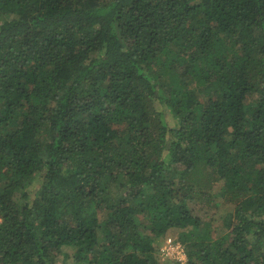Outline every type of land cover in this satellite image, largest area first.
Instances as JSON below:
<instances>
[{
	"label": "trees",
	"instance_id": "obj_1",
	"mask_svg": "<svg viewBox=\"0 0 264 264\" xmlns=\"http://www.w3.org/2000/svg\"><path fill=\"white\" fill-rule=\"evenodd\" d=\"M167 236L264 264V0H0V264H158Z\"/></svg>",
	"mask_w": 264,
	"mask_h": 264
},
{
	"label": "rangeland",
	"instance_id": "obj_2",
	"mask_svg": "<svg viewBox=\"0 0 264 264\" xmlns=\"http://www.w3.org/2000/svg\"><path fill=\"white\" fill-rule=\"evenodd\" d=\"M220 188H222L221 181H216V182L213 183L212 191L215 192V191L219 190ZM216 199H217V201H219L221 203L224 202L220 197H218ZM194 207H195V213L197 215H199V216H202L203 218H206V219L209 218L210 214L212 213V210H211L210 207H207V206L205 207L202 204L196 205ZM217 209L220 212V211H224L225 209L227 210L228 207H224V205L223 206L220 205V208H217ZM213 226L215 227V229H214V233H215L214 235L215 236H219V235H221L223 233L224 228H223L222 223H221V221L219 219L213 220ZM172 237H174V236H172ZM63 250H64V248H63ZM68 252L71 253V250L68 249ZM158 264H174V261L168 260V259H162L161 257H158Z\"/></svg>",
	"mask_w": 264,
	"mask_h": 264
},
{
	"label": "built area",
	"instance_id": "obj_3",
	"mask_svg": "<svg viewBox=\"0 0 264 264\" xmlns=\"http://www.w3.org/2000/svg\"><path fill=\"white\" fill-rule=\"evenodd\" d=\"M159 254L162 259H172L180 264H186V254L181 242L167 236L164 238L159 248Z\"/></svg>",
	"mask_w": 264,
	"mask_h": 264
},
{
	"label": "clouds",
	"instance_id": "obj_4",
	"mask_svg": "<svg viewBox=\"0 0 264 264\" xmlns=\"http://www.w3.org/2000/svg\"><path fill=\"white\" fill-rule=\"evenodd\" d=\"M168 260H172V259H168ZM172 261H174V260H172ZM174 262H176V261H174Z\"/></svg>",
	"mask_w": 264,
	"mask_h": 264
}]
</instances>
